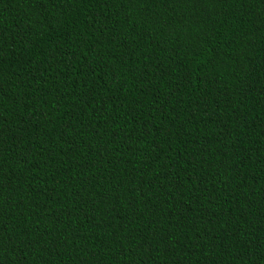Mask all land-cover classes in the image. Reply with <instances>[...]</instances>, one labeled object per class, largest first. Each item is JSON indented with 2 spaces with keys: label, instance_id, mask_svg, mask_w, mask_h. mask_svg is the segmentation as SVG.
I'll return each instance as SVG.
<instances>
[{
  "label": "trees",
  "instance_id": "trees-1",
  "mask_svg": "<svg viewBox=\"0 0 264 264\" xmlns=\"http://www.w3.org/2000/svg\"><path fill=\"white\" fill-rule=\"evenodd\" d=\"M0 264H264V0H0Z\"/></svg>",
  "mask_w": 264,
  "mask_h": 264
}]
</instances>
